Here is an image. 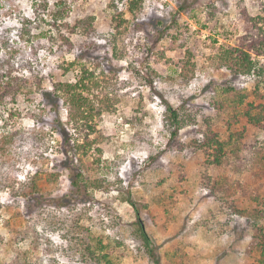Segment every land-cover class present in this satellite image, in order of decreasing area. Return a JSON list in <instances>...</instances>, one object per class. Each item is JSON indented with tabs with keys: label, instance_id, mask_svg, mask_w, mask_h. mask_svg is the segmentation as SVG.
<instances>
[{
	"label": "rangeland",
	"instance_id": "rangeland-1",
	"mask_svg": "<svg viewBox=\"0 0 264 264\" xmlns=\"http://www.w3.org/2000/svg\"><path fill=\"white\" fill-rule=\"evenodd\" d=\"M126 1L77 0L71 21L92 15L95 32L90 38L73 35L70 53L56 47L50 52L43 40L35 57L28 45L14 43L19 58L32 63L31 73L23 74L42 78L44 92L31 101L19 96L8 107L13 116L0 111V140L10 138L0 147V264H152L138 221L157 246L160 264H258L256 237L259 230L264 235V83L255 76L232 77L217 68L215 56L222 47L238 46L246 31L257 35L243 13L264 16V0H142L135 16ZM118 13L127 22L116 32ZM22 16L33 18L31 0H0V35L10 31L16 40ZM83 42L93 44L86 62L104 72L117 103L115 112L96 120L91 138L97 142L82 158L84 176L102 188L77 195L63 167L56 124L66 123V111L50 92L53 82L77 80V69L68 64ZM187 52L190 68L184 67ZM253 57L264 64V55ZM239 96L246 99L235 108ZM161 98L182 108L187 119L174 140L163 126ZM248 103L263 105L261 113L252 109L257 124L245 117ZM209 129L228 143L220 165L208 163ZM54 172L57 179L48 181ZM35 174L41 177L39 195L30 197ZM35 196L42 199L35 203ZM128 196L138 217L125 202ZM84 242L109 263L83 256Z\"/></svg>",
	"mask_w": 264,
	"mask_h": 264
},
{
	"label": "trees",
	"instance_id": "trees-1",
	"mask_svg": "<svg viewBox=\"0 0 264 264\" xmlns=\"http://www.w3.org/2000/svg\"><path fill=\"white\" fill-rule=\"evenodd\" d=\"M77 0H31L33 18L22 16L17 19L19 25L16 29V40H11L9 37L10 31L0 35V111L8 113L9 116L15 114L14 108L8 109L9 105H16L17 98L24 96L25 99L31 101V96L36 93H41L42 78L32 81L30 77L23 74V72H30V60L19 58V51L14 48V43L22 42L30 47L33 56H38L43 40L47 42V49L51 52L54 47L59 50L71 52L75 48V43L72 41V36L79 34L82 37L90 38L95 32L94 21L92 15H76L72 21L71 16L74 4ZM126 10L131 16H135L142 7V0H127ZM247 22L251 27L257 31V35L250 34L246 31L242 42L238 46H225L220 48L219 53L215 56V64L217 68L226 69L232 77L238 76H255L263 79L264 83V64L260 63L259 59L253 57H260L264 55V16H257L251 18L243 13ZM116 32H119L122 25L127 22L123 19V14L118 13L114 19ZM38 44V45H37ZM93 44L83 42L78 47L80 54L77 55L68 67H74L78 71L77 80L75 82H53L51 84L52 99L61 100L66 111V123L59 125L58 132L63 138V154L65 160L63 167L69 170L70 185L73 192L77 195L89 193L91 189H101V183L98 180L89 181L82 172V158L86 157L93 149L97 142L92 139V135L96 132V120L100 119L102 115L115 112V103L117 99L110 92L107 91L109 82L103 77L104 72L96 73L91 69L90 64L87 63L88 48ZM45 47V46H43ZM191 53H186V62L184 67H193L191 61ZM229 91L227 89L223 94L228 97ZM44 92V91H43ZM42 92V93H43ZM255 94L259 95V86L255 87ZM49 95V93H46ZM264 99V95L262 96ZM162 99V98H161ZM245 96H239L232 104L235 108L243 105ZM165 114L163 118V126L168 133L169 139L174 140L183 127L187 125L186 116H183L182 108H175L169 102L163 100ZM56 112L57 103L51 105ZM252 109H259L261 113L263 105H254L252 103L246 104L244 112L245 117L251 123H259V117L252 115ZM14 110V111H13ZM185 113V112H184ZM189 117V116H187ZM53 130L57 127L52 126ZM209 134H205V149H209L212 154L210 162L213 165H220L224 154V148L228 143L221 141L217 134L208 130ZM9 137H3L0 140V147L8 143ZM204 144H202L203 146ZM3 150V149H2ZM100 152V150H98ZM77 164H74V162ZM48 181L57 179V173H49L46 175ZM40 176L35 174L30 179V197L39 195V189L36 184ZM41 196H35L32 201L38 203ZM133 209H135L138 217L136 204L132 201L130 196L125 199ZM264 203V202H263ZM264 216V213L260 212ZM138 231L140 240L146 255L151 260L152 264H160L157 255V246L153 243L143 228L141 221H138ZM257 242L255 247L258 249L259 256L257 257L258 264H264V235L259 230ZM83 256L92 258L94 261H107V256L96 255V248L90 242L82 243ZM99 251H103V247H99ZM109 263V261H107Z\"/></svg>",
	"mask_w": 264,
	"mask_h": 264
}]
</instances>
